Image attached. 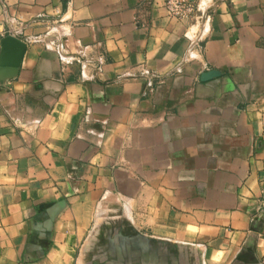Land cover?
Returning <instances> with one entry per match:
<instances>
[{
	"label": "crops",
	"instance_id": "0c3cea01",
	"mask_svg": "<svg viewBox=\"0 0 264 264\" xmlns=\"http://www.w3.org/2000/svg\"><path fill=\"white\" fill-rule=\"evenodd\" d=\"M192 1L0 0V264H264V0Z\"/></svg>",
	"mask_w": 264,
	"mask_h": 264
},
{
	"label": "built area",
	"instance_id": "2783aa9c",
	"mask_svg": "<svg viewBox=\"0 0 264 264\" xmlns=\"http://www.w3.org/2000/svg\"><path fill=\"white\" fill-rule=\"evenodd\" d=\"M165 8L169 16L178 20H188L196 12L197 6L192 0H165ZM149 84L153 82L150 80Z\"/></svg>",
	"mask_w": 264,
	"mask_h": 264
},
{
	"label": "water",
	"instance_id": "95a60500",
	"mask_svg": "<svg viewBox=\"0 0 264 264\" xmlns=\"http://www.w3.org/2000/svg\"><path fill=\"white\" fill-rule=\"evenodd\" d=\"M3 48L4 50H7L9 48L16 49L18 52L19 58H21L27 48V45L25 42L20 40L18 37H15L13 35H8L3 39ZM218 74H219V71L210 70V71L204 72L202 75V78L209 79Z\"/></svg>",
	"mask_w": 264,
	"mask_h": 264
}]
</instances>
